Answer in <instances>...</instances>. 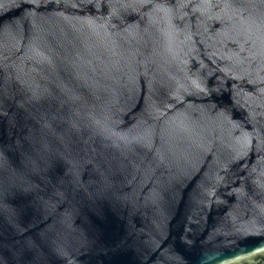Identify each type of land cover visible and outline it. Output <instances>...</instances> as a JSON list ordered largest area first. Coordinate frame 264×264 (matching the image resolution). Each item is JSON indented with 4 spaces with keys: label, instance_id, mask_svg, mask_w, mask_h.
Segmentation results:
<instances>
[{
    "label": "water",
    "instance_id": "1",
    "mask_svg": "<svg viewBox=\"0 0 264 264\" xmlns=\"http://www.w3.org/2000/svg\"><path fill=\"white\" fill-rule=\"evenodd\" d=\"M0 264H264V0H0Z\"/></svg>",
    "mask_w": 264,
    "mask_h": 264
}]
</instances>
